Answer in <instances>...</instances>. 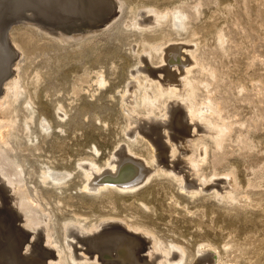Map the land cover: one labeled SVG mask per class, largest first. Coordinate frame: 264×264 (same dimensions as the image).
I'll return each mask as SVG.
<instances>
[{
  "label": "rangeland",
  "instance_id": "rangeland-1",
  "mask_svg": "<svg viewBox=\"0 0 264 264\" xmlns=\"http://www.w3.org/2000/svg\"><path fill=\"white\" fill-rule=\"evenodd\" d=\"M89 1L0 0V30L2 31L6 22L13 18L15 24L7 29V36L10 38H8V45L14 42L19 50L13 49L17 53L21 51L18 69L19 84H21L19 93L18 91L14 93L19 97L10 104L11 107L7 108L4 105L0 108V119L13 107L16 110L14 128L8 135L7 145L3 146V153L20 166L21 173L18 172L19 174L13 177L15 179L13 182L21 185L28 194V199L33 201L31 203L33 205H30L31 210L35 211L36 216L39 217L37 226L34 225V227H45L47 224L51 228L55 245L67 256L64 264H99L97 258L93 260L96 255L91 257L85 252L82 253L81 250L84 247L81 248L80 244L75 245L78 251L76 253L87 259L79 261L80 263L71 259L69 253L72 248L74 251V247L67 246L71 238L66 237L65 233L68 227L76 225L80 232L90 235L97 232L100 224L105 222L121 224L120 226L125 227L128 233L132 232V235L147 239V242L152 238L150 244L149 242V245L145 244V248L140 251L141 253L147 251L146 254L140 252L138 254L141 255L140 257L143 255L145 260L147 258V262L153 261L154 255L163 254L160 250L169 246L167 249L183 248L184 257L180 264H190L196 258V248L201 242L214 247L218 258L223 259L224 262L227 261L228 264H264V120H262L264 119V66H262L264 65V45L259 35L261 29L259 24L264 22V7H262L264 0H113L114 2L109 0L111 4L107 3L108 0H102L104 5L100 6L101 15L99 14L98 21L96 19L100 22L94 24L95 20L90 18L88 20V16H85L89 15L85 13L90 4L86 2ZM246 5L250 8L252 16L248 25L243 15V7ZM174 7H182V14L184 13L183 16L186 19L183 20L182 31L173 29L169 18L166 17L162 18L161 24L156 27L135 26L141 19L139 10L153 12L157 10L162 15V12L165 14L168 9L171 10ZM233 7L235 9H232ZM79 8H82V13ZM108 11H111L109 12L111 14ZM105 12L107 15H104ZM150 14L151 12L146 13V15ZM249 25L253 30L249 29ZM66 30L68 34L65 33ZM218 32H221V35ZM56 33L63 34L65 37L58 38L59 34L56 36ZM69 33H71L70 36ZM216 35H220V39L223 38L222 41H224H221V44L218 43L219 39ZM164 38L166 42L162 45L163 48L160 47L162 51H159L158 42ZM189 41L193 43L192 47ZM217 43L220 46H217ZM168 46H175L180 52L176 61H169L170 67L163 57ZM165 47L167 48L164 49ZM144 50L146 53L143 52ZM148 53L150 55H147ZM253 55L257 57L252 60ZM192 56L199 60V65L179 66V62H186L188 58L193 60ZM149 64L151 68H148ZM7 66L8 64L5 65ZM159 66L170 68L169 71L176 73L177 76L182 71L192 68L189 77L199 82L196 91L190 94L191 96L187 95L190 98L183 97L189 100L191 105L197 102L195 109L191 111V113L195 112L194 115L186 114V122L191 126L189 125L190 132L184 139L192 140V144L186 147L182 139L173 140L170 137V131L163 130L162 142L168 141L167 144L174 147L173 151L168 150L166 155L168 161L166 159L165 164L154 163L158 160L157 150L150 139L136 129L148 118L157 121L167 119L168 114L165 109L167 106L171 104L184 106L186 101L179 95L162 90L164 73L161 72L163 68ZM148 69L152 72L155 70L151 77L147 72ZM136 79L140 86L136 84L133 87L137 83ZM158 79L162 82L160 83ZM205 82L208 83L205 84ZM168 84L176 89L173 91H177L178 83ZM239 85L242 86L238 93L239 89L236 88L240 87ZM156 91L159 93L153 94ZM176 99L178 100L175 101ZM133 101L135 104L132 103ZM210 104H212L211 109H209ZM216 104L219 105L216 106ZM212 112L213 114L210 115ZM189 116L191 119L188 120ZM41 119L48 125L47 129L40 128ZM134 119L140 121V124L137 120L135 123ZM199 125L209 126V128H200ZM132 127L136 129L135 136L129 134ZM217 128L223 129L221 135L214 132L218 130ZM216 134L217 137H215ZM231 139L239 141V143L236 142L237 146L239 145L238 148ZM122 146L127 156L143 165V169L152 171L148 181L126 191L119 189L117 185L95 191L89 185H85L87 178L83 169L84 163L93 164L96 170L99 169L98 171L111 169L112 162L117 159L115 153ZM191 149L193 151L189 152ZM189 156L191 159H188ZM173 161H177L176 163L183 161L184 164L179 163L180 169L178 167L174 170L169 169L176 164ZM196 161L200 163L197 164ZM47 168L51 171L64 172L69 176L59 183L49 179L43 181L41 175L42 172L47 171ZM136 168L138 167L133 169L130 166L123 170L133 169V176H136ZM13 169L15 170L14 166ZM227 174L232 177V182L235 181L233 183L235 188H231L230 193L223 194L225 190L219 188L224 187L225 184H220L219 181L224 177L226 179ZM91 176L93 178V175ZM91 176L89 180H92ZM207 178L210 179L207 180ZM189 181L197 185L196 192L188 193L187 184L191 183ZM5 185L8 190L13 188V185L9 183ZM11 207L15 208L13 205ZM15 225L22 226V222L17 221ZM28 233L32 234L33 230H29ZM153 241H157V249L152 247ZM55 245L48 246L42 243V246L46 248H55ZM150 245L151 247L148 248ZM150 250L154 252L149 254ZM6 259L7 257L0 254V264H5ZM156 260L164 261V258H155Z\"/></svg>",
  "mask_w": 264,
  "mask_h": 264
},
{
  "label": "bare ground",
  "instance_id": "bare-ground-1",
  "mask_svg": "<svg viewBox=\"0 0 264 264\" xmlns=\"http://www.w3.org/2000/svg\"><path fill=\"white\" fill-rule=\"evenodd\" d=\"M89 1V0H88ZM113 1V0H112ZM233 1V0H232ZM244 1V0H243ZM106 2V1H105ZM109 2V0L107 1V3ZM114 2V1H113ZM62 3V2H61ZM81 3H83V2H81ZM86 3H90L89 4V7H88V10H85L84 8V10L85 11H87V12H85L86 14H89V15H85L86 17L88 16V20H89V18L90 19H93V20H95L96 21V19L98 18V16H99V14H100V12H101V8H100V6L103 4L104 5V2L102 1V0H90L89 2H86ZM110 3V2H109ZM108 3V4H109ZM232 3V2H231ZM234 3V2H233ZM98 4V5H97ZM111 4V3H110ZM114 4V3H113ZM41 5V4H40ZM43 5V4H42ZM81 5V4H80ZM197 5H199V4H197ZM196 5V6H197ZM54 6V5H53ZM107 6H109V5H107ZM116 6V5H115ZM34 7V6H33ZM81 7V6H80ZM102 7V6H101ZM103 7H105V6H103ZM183 7V6H182ZM182 7H174L173 9H171V10H167V12L165 13V14H163V12H162V15H161V13H160V11L159 12H157V10H155L154 12L152 11V10H139L140 11V14H139V16L141 15V19H139V21H135L136 23H138V25H135V26H139L138 28H140V27H142V28H152V27H156V26H158V25H160L161 24V20H162V18H169V21H170V23H171V26L173 27V29H175V30H183V28H184V22H183V20L185 19V16H183L184 15V13L182 14ZM262 7H264V6H262ZM100 8V9H99ZM117 8V7H116ZM195 8V7H194ZM225 8H226V6H225ZM249 7L246 5L245 7H243V15H244V17H245V19H246V21H247V25L250 23V21L252 20V16H251V14H250V8L248 9ZM80 9V8H79ZM82 9V8H81ZM79 10V11H81V13H82V10ZM87 9V8H86ZM109 9V8H108ZM148 9V8H147ZM155 9V8H154ZM232 9H235V7H233ZM106 12H107V10L106 9H104ZM110 10V9H109ZM193 10H195V9H193ZM77 11V10H76ZM111 11H112V9H111ZM111 11H108V13L109 12H111ZM166 11V10H165ZM39 12V11H38ZM47 12V11H46ZM105 12V13H106ZM114 11H112V13H113ZM147 12H151V14L150 15H146V13ZM195 12V11H194ZM235 12H236V10H235ZM91 13V14H90ZM139 13V12H138ZM158 13H160V15L158 14ZM196 14H197V12H195ZM48 14V13H47ZM109 14H111V13H109ZM114 14V13H113ZM137 14V13H136ZM42 15V14H41ZM92 17H91V16ZM101 15V14H100ZM102 15H103V11H102ZM104 15H107V13L106 14H104ZM117 15V14H116ZM39 16V15H38ZM42 17V16H41ZM45 17H46V15H45ZM105 17V16H104ZM114 17H115V14H114ZM47 18V17H46ZM85 18V17H84ZM83 18V19H84ZM102 18V17H101ZM106 18V17H105ZM109 18V17H108ZM108 18H106V19H108ZM132 18V17H131ZM187 18V17H186ZM35 19V18H34ZM106 19H104V20H106ZM110 19V18H109ZM114 19V18H113ZM237 19V18H236ZM37 20V19H36ZM92 20V21H93ZM100 20V19H99ZM164 20V19H163ZM186 20V19H185ZM93 22V24L94 23H99V22H97L98 21V19H97V21L96 22ZM106 21H108V20H106ZM111 21H112V19H111ZM127 21H128V19H127ZM230 21V20H229ZM235 22H237L236 20H234ZM40 22V21H39ZM48 23V22H47ZM101 23H103V22H101ZM107 23H110L109 21L107 22ZM130 23H132V21L130 22ZM129 23V24H130ZM135 23V24H136ZM256 23H258V21L256 20ZM92 24V25H93ZM124 24V23H123ZM232 24V23H231ZM90 25V24H89ZM96 25V24H95ZM104 25V24H103ZM103 25H101L102 26V28H103ZM126 25V24H125ZM186 25V24H185ZM233 25H234V23H233ZM258 25V24H257ZM260 25V32H259V35H260V39L262 40V43H263V45H264V22L262 23H260L259 24ZM105 26V25H104ZM108 26V25H107ZM106 26V27H107ZM66 27V26H65ZM84 27V26H83ZM89 27V26H88ZM97 27H99L98 25H97ZM96 27V29H98ZM239 27V26H238ZM249 27V29H251V30H253L252 29V26H248ZM59 28V27H58ZM58 28H56V29H58ZM64 28V27H63ZM67 28V27H66ZM76 28V27H75ZM93 28V27H92ZM91 28V29H92ZM100 28V27H99ZM226 28V27H225ZM233 28H235V26L233 27ZM49 29V28H48ZM51 29V28H50ZM68 29V28H67ZM89 29V28H88ZM88 29H86V30H88ZM90 29V30H91ZM4 30V29H3ZM2 30V31H3ZM63 30V29H62ZM71 30V29H70ZM78 30V29H77ZM83 30V29H82ZM86 30H84V31H86ZM100 30V29H99ZM240 30V29H239ZM1 30H0V108H2L4 105H6L7 106V108L10 106V104L14 101L15 102V100H17V98L19 97H17V96H15V92L16 91H18V93H19V87H20V84H19V72H18V69H19V53L21 52H19V53H17L16 52V50L18 49L19 50V48L17 47V44L16 43H14V42H12V44H10V46L8 45V36L7 35H5V32L3 31L2 32ZM54 31H56L57 32V30H54ZM54 31L52 32L53 34H54ZM74 31H75V29H74ZM97 30H95V32H96ZM2 32V33H1ZM60 32V31H59ZM81 32V31H80ZM89 32V31H88ZM61 33V32H60ZM65 33H67V30H66V32ZM72 33V32H71ZM71 33H69V36H70V34ZM73 33H75V32H73ZM81 33H83V32H81ZM87 33V32H86ZM91 33V32H90ZM218 33H220V35H221V32H218ZM218 33H217V35H218ZM2 34V35H1ZM57 34H59V33H56V36H57ZM68 34V33H67ZM85 34V33H84ZM75 35V34H74ZM195 35V34H194ZM216 35V36H217ZM220 35L219 36H217V38L219 39V44H221L223 41H222V39L223 38H221L220 39ZM73 36V35H72ZM77 36V35H76ZM81 36V35H80ZM83 36V35H82ZM81 36V37H82ZM85 36V35H84ZM55 37V36H54ZM59 37H65V36H63V34H59L58 35V38ZM67 37H68V35H67ZM195 36H193V38H194ZM217 38H215L216 39V41H217ZM10 39V38H9ZM227 39V38H226ZM210 41V40H209ZM222 41V42H221ZM4 42H6V44L4 45ZM165 42H166V40H165V38L164 39H160L159 40V42H158V45H157V47H158V49H159V51H162L161 49H160V47L163 45V44H165ZM170 42H172V41H170ZM170 42H168V43H170ZM174 42V41H173ZM253 42H255V41H253ZM253 42H252V44H253ZM189 43H190V41H189ZM195 43V42H194ZM216 43V42H215ZM217 43V44H218ZM228 43V42H227ZM230 43V42H229ZM184 44V43H183ZM185 44H186V42H185ZM191 44V47H192V44L193 43H190ZM217 45V46H220V45ZM251 44V43H250ZM12 45V46H11ZM171 44H169V46H170ZM188 45V44H187ZM154 45H152V47H153ZM168 46V47H169ZM194 47H195V44L193 45ZM238 46H240V45H238ZM251 46V45H250ZM177 47V46H176ZM180 47H182L181 45H180ZM186 47V46H185ZM13 48H16V50L15 49H13ZM162 48H163V46H162ZM167 47H165L164 49H166ZM178 48V47H177ZM189 48V47H188ZM243 48V47H242ZM154 49V48H153ZM220 50H221V48H219ZM231 49V48H230ZM149 50V49H148ZM148 50H146L147 52H148ZM179 51H181V50H179ZM245 51V50H244ZM143 52H145V50L143 51ZM156 52V51H155ZM222 52V51H221ZM236 52V51H235ZM142 53V52H141ZM146 53V52H145ZM178 53H180V52H178V50L175 48V46L173 47H169V48H167L166 49V53H165V56H163L165 59L164 60H166V61H168V65H169V61L170 60H175L176 61V57H177V55H179ZM252 53V52H251ZM157 54V53H156ZM142 55V54H141ZM147 55H150L149 53L147 54ZM164 55V54H163ZM181 55H182V53H181ZM189 55V54H188ZM187 55V56H188ZM193 55H194V53H193ZM220 55V54H219ZM224 55H225V52H224ZM257 55V54H256ZM146 56V55H145ZM183 56V55H182ZM139 57V56H138ZM185 57H186V55H185ZM184 57V58H185ZM190 57V56H189ZM193 57V60H189V58H188V61L186 60V62L184 61L183 63H180L179 62V66H181V67H183L184 65H192V66H194V65H199V60L196 58V57H194V56H192ZM224 57V56H223ZM226 57V56H225ZM257 56H252V60L254 59V58H256ZM260 57V56H259ZM258 57V58H259ZM146 58V57H145ZM191 58V57H190ZM251 58V57H250ZM264 58V57H263ZM163 59V58H162ZM187 59V58H186ZM260 59V58H259ZM138 60H139V58H138ZM142 60V59H141ZM146 60H147V58H146ZM178 60V59H177ZM181 60V59H180ZM201 60V59H200ZM211 60V59H210ZM214 60V59H213ZM257 60V59H256ZM255 60V61H256ZM264 60V59H263ZM140 61V60H139ZM182 61V60H181ZM207 61V60H206ZM250 61V60H249ZM143 62V61H142ZM145 62V61H144ZM149 63V62H148ZM258 63H260V62H258ZM6 64H8V66L7 67H5V65ZM145 64V63H144ZM158 65V64H157ZM161 65V64H160ZM175 65V64H174ZM137 66V65H136ZM135 66V67H136ZM152 66V65H151ZM163 66H165V65H163ZM202 66V65H201ZM232 66V65H231ZM262 66H264L263 64H262ZM147 67V66H146ZM159 67H161V66H159ZM169 67H170V65H169ZM177 67V66H176ZM180 67V68H181ZM186 67V66H185ZM205 67H207V65L205 66ZM136 68H138V67H136ZM145 68V67H144ZM148 68H151L150 67V64H149V67ZM153 68V67H152ZM161 68H163L162 70H161V72H163L164 73V81L162 82L161 80H159L158 79V81H160V83L162 82V86L161 87H163V91L164 92H167V93H169V94H176L177 96L179 95L181 98H183V97H185V98H190L189 96L187 97V95H190V94H192V93H194L195 91H196V89H197V87L199 86L198 84H199V82L198 81H195L194 79H191L190 77H189V73H190V70L192 69V68H189V69H187V70H185V71H182L181 72V74L179 75V76H177V75H175L172 71L170 72L169 71V69L167 68V67H161ZM194 68V67H193ZM213 68V67H212ZM211 68V69H212ZM220 68V67H219ZM140 69H141V67H140ZM143 69V68H142ZM146 69V68H145ZM158 69V68H157ZM179 69V68H178ZM200 69H201V67H200ZM226 69H228V68H226ZM245 69V68H244ZM134 70V69H133ZM154 70V69H153ZM159 70V69H158ZM157 70V71H158ZM171 70V69H170ZM215 70V69H214ZM135 71V70H134ZM145 71V70H144ZM174 71V70H173ZM176 71V70H175ZM205 71H206V68H205ZM208 71V70H207ZM141 72V71H140ZM147 72L150 74V77H151V75H154V72H155V70H154V72H152V71H150V69H148L147 70ZM213 72V71H212ZM142 73H144L143 72V70H142ZM162 73V74H163ZM180 73V72H179ZM178 73V74H179ZM206 73H209V72H206ZM217 73V72H216ZM161 74V73H160ZM196 74V73H195ZM194 74V75H195ZM210 74H211V72H210ZM223 74V73H222ZM244 74V73H243ZM205 75V74H204ZM208 75V74H207ZM212 75V74H211ZM133 76V75H132ZM192 76V75H191ZM199 76V75H198ZM138 77V76H137ZM208 77H209V79H211V77L208 75ZM207 77V78H208ZM261 77V76H260ZM98 78V77H97ZM133 78V77H132ZM155 78V77H154ZM161 78H162V76H161ZM40 79V78H39ZM146 78H144V80H145ZM188 81H187V80ZM216 79V78H215ZM100 80V79H99ZM213 80V79H212ZM253 80V79H252ZM101 81V80H100ZM136 81H137V79H136ZM135 80H134V82H136ZM147 81V80H146ZM200 81V80H199ZM208 81V80H207ZM219 81H220V79H219ZM170 82H176V83H178V87H177V91L175 92V91H173V90H176V89H173L172 88V86L170 85V84H168V83H170ZM237 82V81H236ZM255 82V81H254ZM100 83V82H99ZM102 83H103V81H102ZM129 83V82H128ZM127 83V84H128ZM146 83V82H145ZM208 83V82H207ZM206 82H205V84H207ZM209 83H211L210 81H209ZM215 83V82H214ZM132 84H133V82H132ZM138 85V86H140V83L137 81V83H135L134 85H133V87H135V85ZM167 84L169 85V86H167ZM200 84H202V83H200ZM229 84H230V82H229ZM143 85H144V82H143ZM143 85H141V86H143ZM161 85V84H160ZM159 85V86H160ZM198 85V86H197ZM226 85V84H225ZM261 85V84H260ZM263 85V84H262ZM173 86H175V85H173ZM206 85H204V87H205ZM237 86V85H236ZM240 86V85H239ZM242 86V85H241ZM241 86L240 87H238V88H236V89H239L237 92L239 93L240 92V88H241ZM255 86V85H254ZM22 87V86H21ZM144 87H146V85L144 86ZM143 87V88H144ZM156 87H157V85H156ZM207 87V86H206ZM250 87V86H249ZM257 87V86H256ZM229 88H230V86H229ZM232 88V87H231ZM255 88V87H254ZM253 88V89H254ZM260 88V87H259ZM23 89V88H22ZM133 89V88H132ZM201 89V88H200ZM205 90H206V88H204ZM216 89H217V87H216ZM130 90V89H129ZM227 90H229V89H227ZM226 90V91H227ZM260 90V89H259ZM125 91V90H124ZM137 91V90H136ZM210 91H211V89H210ZM250 91H253V90H250ZM22 92H23V90H22ZM207 92V91H206ZM215 92V91H214ZM225 92V91H224ZM17 93V94H18ZM132 93V92H131ZM150 93V92H149ZM157 93H159L158 91H156V92H153V94H155V95H157ZM237 93V94H238ZM248 93V92H247ZM246 93V94H247ZM254 93V92H253ZM22 94V93H21ZM204 94H205V92H204ZM208 94V93H207ZM210 94H212V92H210ZM243 94H244V92H243ZM256 94V93H255ZM259 94V93H258ZM19 95V94H18ZM131 95V94H130ZM143 94H141V96H142ZM151 95V94H150ZM201 95V94H200ZM129 96V95H128ZM145 96H146V94H145ZM152 96V95H151ZM167 96V95H166ZM191 96V95H190ZM193 96V95H192ZM205 96V95H204ZM214 96V95H213ZM233 96V95H232ZM237 96V95H236ZM250 96V95H249ZM16 97V98H15ZM132 97V96H131ZM137 97H138V95H137ZM136 97V98H137ZM147 97V96H146ZM156 97V96H155ZM154 97V98H155ZM163 98V97H162ZM176 98V97H175ZM181 98H179V99H181ZM185 98H183V99H185ZM201 98V97H200ZM133 99V98H132ZM147 99V98H146ZM145 99V100H146ZM165 99V98H164ZM169 99V98H168ZM168 99H167V101H168ZM173 99V98H172ZM205 99V98H204ZM221 99V98H220ZM123 100V99H122ZM125 100V99H124ZM129 100V99H128ZM143 100H144V98H143ZM142 100V101H143ZM149 100H151V99H149ZM159 100H160V98H159ZM178 99H176L175 101H177ZM186 100V99H185ZM206 100H208L207 98H206ZM211 100V99H210ZM216 100V99H215ZM218 100H219V98H218ZM217 100V101H218ZM223 100V99H222ZM152 101V100H151ZM174 101V102H175ZM191 101V100H190ZM253 101V100H252ZM27 102V101H26ZM150 102V101H149ZM165 102V101H164ZM170 103H171V100L169 101ZM202 102V101H201ZM200 102V103H201ZM207 102V101H206ZM215 102V101H214ZM247 102V101H246ZM127 103V102H126ZM132 103H134V101L132 102ZM146 103V102H145ZM160 103H161V101H160ZM204 103V102H203ZM224 103V102H223ZM249 103V102H248ZM130 104H131V102H130ZM135 104V103H134ZM152 104V103H151ZM162 104H163V102H162ZM165 104V103H164ZM167 104H168V102H167ZM205 105H206V103H204ZM209 104V103H208ZM214 104V103H213ZM251 104V103H250ZM261 104V103H260ZM143 105H144V103H143ZM142 105V106H143ZM160 105V104H159ZM181 105V104H180ZM197 105V102L195 101V103H193L192 105H191V102L189 103V100L187 101H184V106H179V105H169V106H167L165 109H166V112H167V114H168V116H166L167 117V119H161L162 121H157L156 119L155 120H149V118L147 119V120H144V123H143V125H141L139 122L140 121H138L137 119V121L134 119V121H135V123L137 122V123H139L140 124V126H136L137 128V131H139L140 132V134L142 133L144 136H146V138L148 137L149 139H150V141L152 142L151 144H153V146L155 147V149L157 150V153H158V160H157V162H154V163H164L165 164V162H166V159L168 158H166V155H167V152H168V150H171L172 149V151L174 150V147H173V145H169V144H167L168 143V141H167V143H166V141H165V143L167 144H165V143H163L162 142V138L164 137L163 135H164V133L162 134V132H163V130H168V131H170L169 133H170V137H171V139H173V140H177V139H182L183 140V144L187 147V146H189V145H191L192 144V140H187V139H184V137L188 134V132H190L189 131V127L191 126L190 124V126L187 124V122H186V120H187V115L186 114H191L190 116H192V115H194V113L192 112L191 113V111L192 110H194L195 108V106ZM219 105V104H218ZM217 104H216V106H218ZM224 105V104H223ZM222 105V106H223ZM12 106V105H11ZM10 106V107H11ZM151 106V105H150ZM164 106V105H163ZM208 106V105H207ZM206 106V107H207ZM212 106V104H210V106H209V109H211L210 107ZM215 106V105H214ZM225 107H226V105H225ZM5 108V107H4ZM60 108V107H59ZM144 109H145V107H143ZM157 108V107H156ZM161 108V107H160ZM163 108V107H162ZM252 108V107H251ZM151 109V108H150ZM199 109H200V105H199ZM209 109H207V111L209 110ZM240 109V108H239ZM1 110V109H0ZM5 110V109H4ZM124 110V109H123ZM122 110V111H123ZM127 110H129V109H127ZM157 110H158V108H157ZM164 110V109H163ZM202 110H204V109H202ZM221 110V109H220ZM235 110V109H234ZM260 110V109H259ZM11 111V112H10ZM10 111H8L6 114H3V117L0 119V254L1 255H4L5 257H7V259H6V263L5 264H64V261H65V257H67V256H65V254H64V252L62 251V249H59L56 245H55V243L56 242H54L53 241V235H52V232H51V228L46 224V226L45 227H39V228H36V227H34V225H36L37 223H38V221H39V217L38 216H36V214H35V211H33V210H31V207H30V205L32 206L33 204H31V203H33V201H32V199H28V197H27V195L28 194H26V192H25V190H24V188L21 186V185H17V184H15L13 181H15V179L13 178L14 176H17L19 173H21V172H19V171H21V170H19V165L17 166V164H15L14 162H12L10 159H9V157H7L6 155H4V151H3V146H5V145H7V138L9 137L8 135L10 134V131L11 130H13V128H14V123H15V118H16V115H15V112H16V110H15V108L13 107V109H11ZM135 111V113H136V110H134ZM147 111V110H146ZM145 111V112H146ZM156 111V110H155ZM154 111V112H155ZM201 111V110H200ZM210 111V110H209ZM208 111V112H209ZM128 112V111H127ZM130 112V111H129ZM145 112H143V113H145ZM208 112H206V113H208ZM211 112V111H210ZM214 112H216V111H214ZM229 112V111H228ZM231 112V111H230ZM4 113V112H3ZM162 113V112H161ZM160 113V114H161ZM200 113V112H199ZM202 113V112H201ZM225 113V112H224ZM128 114V113H127ZM132 114V113H131ZM137 114V113H136ZM160 114H158V115H160ZM197 114H198V112H197ZM196 114V115H197ZM211 114H213V112L212 113H210V115ZM134 115V114H133ZM195 115V116H196ZM199 115V114H198ZM197 115V116H198ZM207 115V114H206ZM234 115V114H233ZM232 115V116H233ZM237 115V114H236ZM253 115V114H252ZM142 116V115H141ZM154 116V115H153ZM164 116V117H165ZM190 116L188 117V120L189 119H191L190 118ZM201 116V115H200ZM225 116H226V114H225ZM235 116V115H234ZM247 116V115H246ZM255 116V115H254ZM253 116V117H254ZM152 117V116H151ZM165 117V118H166ZM207 117H209V116H207ZM227 117V116H226ZM256 117V116H255ZM262 117V116H261ZM136 118H137V116H136ZM139 118V117H138ZM159 118H161L160 116H159ZM159 118H157V119H159ZM203 118V117H202ZM230 118V117H229ZM233 118V117H232ZM235 118V117H234ZM236 118H237V116H236ZM258 118V117H257ZM263 118V117H262ZM261 118V119H262ZM145 119V118H144ZM197 119V118H196ZM199 119V118H198ZM211 119V118H210ZM221 119V118H220ZM219 119V120H220ZM228 119V118H227ZM226 119V120H227ZM129 120V119H128ZM131 120V119H130ZM133 120V119H132ZM209 120V119H208ZM215 119H213V121H214ZM217 120V119H216ZM249 120H250V118H249ZM257 120V119H256ZM262 120H264V119H262ZM143 121V120H142ZM205 121V120H204ZM237 121V120H236ZM236 121H235V123H236ZM259 121V120H258ZM130 122V121H129ZM131 122H133V121H131ZM190 122V121H189ZM188 122V123H189ZM197 122V121H196ZM195 122V123H196ZM201 122V121H200ZM207 122V121H206ZM217 122V121H216ZM230 122V121H229ZM228 122V123H229ZM244 122V121H243ZM263 122V121H262ZM215 123V122H214ZM41 125H40V128H42V129H47L48 128V125L44 122V121H42V119H41V123H40ZM198 124V123H197ZM208 124H209V122H208ZM232 124V123H231ZM240 124V123H239ZM130 125H131V123H130ZM204 125H207V124H205L204 123ZM127 126V125H126ZM128 126H129V124H128ZM197 126V125H196ZM237 126H238V124H237ZM256 126V125H255ZM198 127H200V128H204V129H207V128H209V126H201V125H199ZM221 127V126H220ZM129 128V127H128ZM197 128V127H196ZM211 128V127H210ZM216 128V127H215ZM219 128V127H218ZM217 128V129H218ZM233 128V127H232ZM238 128V127H237ZM246 128V127H245ZM252 128V127H251ZM261 128V127H260ZM133 129V130H132ZM132 129H131V131H130V133L129 134H132V135H136V129H134L133 127H132ZM231 129V128H230ZM127 130V129H126ZM197 131H198V129H196ZM195 130V131H196ZM203 130V129H202ZM129 131V130H128ZM138 132V133H139ZM165 132V131H164ZM214 132H218L217 134H219L220 133V135H221V133L223 132V129H218V130H215ZM137 133V134H138ZM166 133V132H165ZM197 133V132H196ZM195 133V134H196ZM190 134H192V133H190ZM215 134V133H214ZM217 134H216V136L215 137H217ZM245 134V133H244ZM139 135V134H138ZM142 135V137H144ZM166 135V134H165ZM246 135V134H245ZM127 136H128V134H127ZM169 136V135H168ZM192 136V135H191ZM191 136H190V138H191ZM209 136H211V134H209ZM208 136V137H209ZM213 136V137H214ZM235 136V135H234ZM129 137H132V136H129ZM212 137V138H213ZM239 137H241L240 135H239ZM238 137V138H239ZM204 138V137H203ZM236 138V137H235ZM245 138V137H244ZM134 139V138H133ZM169 140V139H168ZM172 140V141H173ZM181 140V141H182ZM246 140V139H245ZM164 141V140H163ZM171 141V140H170ZM180 141V142H181ZM231 141H233L232 139H231ZM238 140H234L233 142H234V144H236V142H237ZM148 143V142H147ZM171 143V142H170ZM214 143V142H213ZM218 143V142H217ZM228 143H229V141H228ZM232 143V142H231ZM238 143H239V141H238ZM176 144H177V141H176ZM223 144V143H222ZM180 145V144H179ZM257 145V144H256ZM121 146V145H120ZM151 146V145H150ZM149 146V147H150ZM217 146V145H216ZM236 146H237V144H236ZM239 146V145H238ZM238 146H237V148H238ZM243 146V145H242ZM245 146V145H244ZM153 147V148H154ZM177 147V146H176ZM180 147H181V145H180ZM195 147V146H194ZM200 147H201V145H200ZM218 147H219V145H218ZM231 147H233V146H231ZM235 147V146H234ZM241 147V146H240ZM178 148V147H177ZM202 148V147H201ZM204 148V147H203ZM215 148V147H214ZM224 148V147H223ZM242 148V147H241ZM245 148V147H244ZM124 149L125 148H123V146L115 153V157L117 158H115L116 160L115 161H113L112 163V167L110 166V165H108V166H110L111 167V169H108V170H104V171H98V170H96V166H94L93 164H91V163H84V165L83 164H81V166L83 165V169H84V172H85V177L87 178V183L85 184V185H89L94 191L95 190H99L100 188H105V187H110V186H115V185H117L118 187H119V189L121 188V189H123L124 191H126V190H132L133 188H135V187H138V186H140L141 184H143V183H146L147 181H148V179H149V177H150V172H152V171H147L145 168L143 169L142 167H143V165L141 166V164H139V162H137V161H135V160H133V159H131L129 156H127V153H125V151H124ZM151 149V148H150ZM199 149V148H198ZM197 149V150H198ZM211 149V148H210ZM180 150V149H179ZM186 150V149H185ZM223 150V149H222ZM233 150V149H232ZM242 150V149H241ZM13 151V150H12ZM181 151V150H180ZM183 151V150H182ZM193 150L191 149L189 152H192ZM198 151H200V150H198ZM202 151H203V149H202ZM201 151V152H202ZM218 151V150H217ZM224 151V150H223ZM239 151V150H238ZM156 152V151H155ZM178 152V151H177ZM183 152H185L186 153V151H183ZM262 152V151H261ZM130 153V152H129ZM154 153V149H153V152H152V154ZM195 153V152H194ZM203 153V152H202ZM212 153V152H211ZM255 153V152H254ZM7 154V153H6ZM10 154V153H9ZM114 154V153H113ZM179 154V153H178ZM200 154V153H199ZM204 154V153H203ZM228 154V153H227ZM240 154V153H239ZM262 154V153H261ZM171 155V154H170ZM182 156H183V154H181ZM187 155V154H186ZM201 155V154H200ZM220 155V154H219ZM254 155V154H253ZM259 155V154H258ZM13 156V155H12ZM156 156V155H155ZM216 156V155H215ZM11 157V156H10ZM112 157V156H111ZM174 157V156H173ZM199 157V156H198ZM154 158H156V157H154ZM179 158V157H178ZM181 158H183V157H181ZM180 158V159H181ZM199 158H201V156L199 157ZM198 158V159H199ZM203 158V157H202ZM177 159V158H176ZM180 159H177V160H180ZM188 159H191V156H189L188 157ZM222 159V158H221ZM223 159H224V157H223ZM151 160V159H150ZM152 160H153V158H152ZM187 160V159H186ZM200 160V159H199ZM215 160V159H214ZM155 161V160H154ZM167 161H168V159H167ZM172 161V160H171ZM170 161V162H171ZM185 161V160H184ZM188 161V160H187ZM222 161V160H221ZM82 162V161H81ZM174 162V161H173ZM177 162V161H176ZM176 162H174V163H176ZM194 162V161H193ZM197 162V161H196ZM199 162V161H198ZM198 162H197V164H198ZM218 162V161H217ZM223 162V161H222ZM109 163V162H108ZM111 163V162H110ZM180 164H184V162L183 161H180L179 162ZM179 163H176L175 165H174V167H172L171 166V168L169 167V169H180V167H178V165H179ZM200 163V162H199ZM219 163V162H218ZM217 163V164H218ZM250 163V162H249ZM193 163H191V165H192ZM14 166V168H15V170L13 169V166ZM79 165V164H78ZM190 165V164H189ZM194 165H196L195 163H194ZM254 165V164H253ZM130 166L134 169V167H138V168H136L137 169V174H136V176H133V169L131 170H123V168H130ZM158 166V165H157ZM161 166V165H160ZM162 166H163V164H162ZM185 166V165H184ZM187 166V165H186ZM197 166V165H196ZM196 166H195V168H196ZM256 166V165H255ZM11 167V168H10ZM98 167V166H97ZM148 167H149V165H148ZM165 167V166H164ZM178 167V168H177ZM215 167V166H214ZM153 168H156V167H153ZM152 168V169H153ZM158 168H160L161 169V167H158ZM166 168V167H165ZM187 168V167H186ZM189 168H190V166H189ZM199 168V167H198ZM232 168H233V166H232ZM11 169V170H10ZM148 169V168H147ZM168 169V170H169ZM191 169V168H190ZM250 169V168H249ZM233 170V169H232ZM177 171V170H176ZM188 171V170H187ZM191 171V170H190ZM215 171V170H214ZM260 171V170H259ZM19 172V173H18ZM178 172H181V171H178ZM177 172V173H178ZM198 172V171H197ZM196 172V174H198ZM135 173V172H134ZM185 173H188L189 174V172H186L185 171ZM184 173V174H185ZM200 173V172H199ZM226 173V172H225ZM227 173H229V172H227ZM232 173V172H231ZM230 173V175H233V174H231ZM264 173V172H263ZM155 174V173H154ZM191 174H192V171H191ZM91 175H93V178H92V176ZM182 175V174H181ZM190 175V174H189ZM230 175H228L227 174V178L225 179V177H224V179H221L219 182H220V184H225L224 185V187H222V188H219V189H224L225 190V192H223V194H228V193H230V191L229 190H231V188H235V187H233V186H235V185H233V183L235 182V181H233L232 182V177L230 176ZM67 176H69V175H67L66 173H62V172H57V171H51L50 169L48 170V168H47V171L45 170V172H42V175H41V179L43 180V181H45L46 179H49L50 181H53V182H55V183H59L60 181H62V180H64ZM89 176H91V178H92V180H89ZM184 176V175H183ZM202 176H203V174H202ZM212 176V175H211ZM222 176V175H221ZM176 177H177V175H176ZM182 177V176H181ZM213 177H214V175H213ZM216 177V176H215ZM220 177V176H219ZM200 178V177H199ZM202 179L204 178V176L203 177H201ZM13 179V180H12ZM185 179V178H184ZM208 179H210V178H207V180ZM213 179V178H212ZM211 179V180H212ZM256 179V178H255ZM183 180V179H182ZM186 180V179H185ZM184 180V181H185ZM17 181V180H16ZM183 181V182H184ZM188 181V180H187ZM186 181V182H187ZM192 181V180H191ZM191 181H189V182H191ZM196 181V180H195ZM198 181V180H197ZM200 181H203V180H200ZM199 181V182H200ZM213 181V180H212ZM216 181H217V179H216ZM263 181V180H262ZM180 182H181V180H180ZM248 182V181H247ZM260 182V181H259ZM5 183H9L10 185H13V188L12 189H7V187H6V185H5ZM118 183V184H117ZM179 185H181V183H179V182H177ZM203 183V182H202ZM201 183V184H202ZM211 183V182H210ZM218 183V182H217ZM253 183V182H252ZM183 184V183H182ZM184 184H185V182H184ZM188 186H187V188L189 189V191H188V193L189 192H192V193H194V192H196V189H195V187L197 186H195L194 185V183L193 182H191V183H188L187 184ZM247 185V184H246ZM116 186V188H118ZM183 186V185H182ZM214 186V185H213ZM221 185H219V187H220ZM237 186V185H236ZM251 186V185H250ZM249 186V187H250ZM257 186V185H256ZM10 187V186H9ZM179 187H181V186H179ZM199 187H202V186H199ZM212 187V186H211ZM243 187V186H242ZM241 187V188H242ZM11 188V187H10ZM182 188V187H181ZM207 187H205V189H206ZM215 188H217V187H215ZM237 188H239V187H237ZM184 189V188H183ZM198 189V188H197ZM212 189V188H211ZM202 190V189H201ZM204 190V189H203ZM243 190H244V188H243ZM91 191V190H90ZM184 191H186V190H184ZM183 191V192H184ZM207 191V190H206ZM217 191V190H216ZM220 192H221V190H220ZM7 193H8V195H7ZM9 193H10V195H9ZM187 193V192H186ZM222 193V192H221ZM191 194V193H190ZM216 194V193H215ZM243 194V193H242ZM242 194H241V197H242ZM220 195V194H219ZM239 195H240V193H239ZM248 195H249V190H248ZM257 195V194H256ZM216 197V196H215ZM240 197V196H239ZM246 197H248V196H246ZM30 198V197H29ZM230 199H231V197H230ZM227 200H228V197H227ZM235 200V199H234ZM245 200V199H244ZM247 200V199H246ZM32 201V202H31ZM231 202H233L232 200H230ZM236 201V200H235ZM178 202V201H177ZM237 203V202H236ZM248 203V202H247ZM13 206H15V208L13 209L11 206L12 205ZM29 205V206H28ZM191 205V204H190ZM249 205V204H248ZM258 206V205H257ZM35 208V207H34ZM203 208V207H202ZM187 211V210H186ZM191 212V211H190ZM195 214V213H194ZM204 214V213H203ZM202 214V215H203ZM43 215H44V213H43ZM214 215V214H213ZM44 219V218H43ZM45 219H47L46 218V216H45ZM17 221H21L22 222V226H18V225H15V222H17ZM44 222V221H43ZM70 222V221H69ZM45 224V223H44ZM65 224V223H64ZM73 224H75V223H73ZM92 224V223H91ZM99 224V223H98ZM40 225V224H39ZM121 225V224H120ZM119 224H117V223H114V222H112V223H110V222H105V223H102V224H100V228H99V230L97 231V232H95V233H91L90 234V232H88L90 235H88V234H85V232L84 233H82V232H80L79 231V228L77 229L74 225L73 226H70V227H65V229L67 228V230H66V237H69V238H71V241H69L67 244H69V245H67V246H69V247H74V251H73V248H72V251H70V253H69V255H70V257H71V259H73L74 261H76V262H79V261H83V260H86L87 258H85L84 256H80L79 254H77L76 252H78L77 251V249H76V247H75V245L77 244V246H78V244H80V246H81V248L82 247H84V251L83 250H81L82 251V253H86L87 255H89V256H91V257H95L94 255H96V257L95 258H93V260H96V258H97V261L99 262V264H180L182 261H183V248H181V247H179V248H177L176 246H174L173 245V247H176V248H173V249H167V248H165V249H163V250H160V251H162L163 252V254H156V255H154V260H153V258H152V260L153 261H151V260H149L148 262L146 261L147 260V258H146V260H145V258H143V255H142V257H140L138 254H139V252L140 251H142V249L143 248H145V244H148V242H149V244H150V240L152 239H148L149 241L147 242L144 238H141V237H139V236H135V235H132L131 233H128L127 232V230H125L123 227H121ZM37 226V225H36ZM65 226H67V225H65ZM93 226V225H92ZM137 226V225H136ZM127 227V226H126ZM137 228V227H136ZM87 229H90L89 227H87ZM87 229H85V230H87ZM92 229H93V227H92ZM95 229V228H94ZM29 230H33V233L32 234H30V233H28V231ZM83 230V229H82ZM84 230V231H85ZM96 230V229H95ZM128 231H130V230H128ZM143 231V230H142ZM147 231V230H146ZM145 233V232H144ZM139 235V234H138ZM146 235H148V234H146ZM150 235V234H149ZM154 235V234H153ZM63 236V235H62ZM141 236V235H140ZM144 237V236H143ZM68 238V239H69ZM155 239V238H154ZM259 239V238H258ZM66 240V239H65ZM160 240V239H159ZM182 240V239H181ZM75 241V242H74ZM205 241V240H204ZM203 241V242H204ZM65 242V241H64ZM158 242H160V241H158ZM162 242V241H161ZM42 243H46V245L48 244V246H49V244H54L55 245V248H46V246L44 247V246H42ZM148 244V245H149ZM152 244V247L153 248H155V249H157L156 247H157V245H158V243H157V241L156 242H152L151 243ZM159 244H161V243H159ZM44 245V244H43ZM225 245V244H224ZM59 246V245H58ZM171 246V245H170ZM68 247V248H69ZM149 247H151V245L150 246H148V248ZM160 247V246H159ZM228 247V246H227ZM152 248V249H153ZM68 250V249H67ZM79 250V249H78ZM171 250V251H170ZM69 251V250H68ZM80 251V250H79ZM151 251V250H150ZM145 252H147V251H145ZM145 252H140L141 254H146ZM152 252H154V251H151V253L150 252H148L149 254H152ZM236 252V251H235ZM148 254V255H149ZM155 254V253H154ZM83 255V254H82ZM87 255H86V257H87ZM165 255H168V256H165ZM195 259H194V261L192 262V263H190V264H228L227 263V261L226 262H224V261H222L223 259H220V258H218V255H217V251H216V249L214 248V247H211V245L210 244H207V243H201L200 242V244L198 243V246H197V248H196V252H195ZM230 255H231V253H230ZM145 256V255H144ZM151 256V255H150ZM150 256H149V258H150ZM90 257V258H91ZM145 257H148V256H145ZM164 258V261L163 260H156L155 261V258L156 259H158V258ZM148 258V259H149ZM226 259V258H225ZM67 260V259H66ZM89 260V259H88ZM91 260H92V258H91ZM71 261V260H70ZM90 261V260H89ZM2 263V262H1ZM80 263V262H79ZM96 263V262H95ZM66 264V263H65ZM229 264H231V263H229Z\"/></svg>",
  "mask_w": 264,
  "mask_h": 264
},
{
  "label": "water",
  "instance_id": "water-1",
  "mask_svg": "<svg viewBox=\"0 0 264 264\" xmlns=\"http://www.w3.org/2000/svg\"><path fill=\"white\" fill-rule=\"evenodd\" d=\"M13 24H15L13 18H10V19L6 22V24H5V26H4V32H5V35H7V29H8V27H9V26H12Z\"/></svg>",
  "mask_w": 264,
  "mask_h": 264
}]
</instances>
